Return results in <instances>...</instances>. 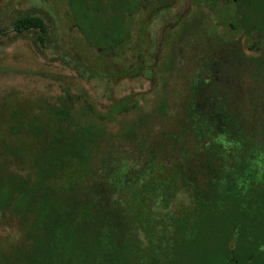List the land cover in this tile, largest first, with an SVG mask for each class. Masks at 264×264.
I'll use <instances>...</instances> for the list:
<instances>
[{
  "label": "trees",
  "instance_id": "obj_1",
  "mask_svg": "<svg viewBox=\"0 0 264 264\" xmlns=\"http://www.w3.org/2000/svg\"><path fill=\"white\" fill-rule=\"evenodd\" d=\"M86 1L69 0L79 32L104 57L124 53L133 0L110 26ZM205 2L173 30L149 111L0 95V229L17 233L0 235V264H264V0Z\"/></svg>",
  "mask_w": 264,
  "mask_h": 264
},
{
  "label": "rangeland",
  "instance_id": "obj_2",
  "mask_svg": "<svg viewBox=\"0 0 264 264\" xmlns=\"http://www.w3.org/2000/svg\"><path fill=\"white\" fill-rule=\"evenodd\" d=\"M201 1L205 2L163 0L139 14L131 44L112 58L87 44L74 22L69 0H0V95L50 98L68 92L104 115L125 101L149 111L164 96L171 41L176 38L173 30L183 16L190 22L200 12L196 7ZM228 1L220 0L217 6ZM86 2L93 13L101 7L100 0ZM24 17L40 18L44 31L18 32L15 25ZM133 117V113L116 116L108 122L109 132L117 134ZM0 235L14 242L17 233L1 228ZM190 259L185 264H192Z\"/></svg>",
  "mask_w": 264,
  "mask_h": 264
},
{
  "label": "flooded vegetation",
  "instance_id": "obj_3",
  "mask_svg": "<svg viewBox=\"0 0 264 264\" xmlns=\"http://www.w3.org/2000/svg\"><path fill=\"white\" fill-rule=\"evenodd\" d=\"M91 1L96 2L97 0H91ZM161 1H163V0H133V12L131 14L132 15V27H134L136 19H137L139 14H142V13L146 14L148 11H151L154 8L153 6L155 4H158ZM219 1L220 0H214L215 8H223V9L226 8V9H228L230 6H232V3L234 0H229L226 4H224L220 7L217 6ZM119 2H120V0H102L103 5H105V6H103V7L101 6L99 9H97L96 13L92 12V10H93L92 7L88 8V11L90 14L100 15V20L107 21L108 24H106V25L110 26L109 24L114 22V20H115L114 18L115 17L117 18L120 15L122 8L119 6ZM201 4L203 7L201 6ZM168 6H169V4H168ZM168 6H166L164 8H167ZM206 8L207 7H205L204 1H201L196 7V9H198L200 11L199 12L200 14L203 13L206 10ZM71 14H72V12H71ZM186 14H189V13H186ZM183 18H185V16H183ZM74 22H75V20H74ZM214 23L216 25H218L217 21ZM86 42L90 46H93L92 42H89L88 40H86Z\"/></svg>",
  "mask_w": 264,
  "mask_h": 264
}]
</instances>
